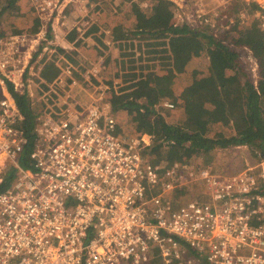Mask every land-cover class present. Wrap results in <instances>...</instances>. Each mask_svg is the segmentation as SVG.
Segmentation results:
<instances>
[{"label":"built area","instance_id":"1","mask_svg":"<svg viewBox=\"0 0 264 264\" xmlns=\"http://www.w3.org/2000/svg\"><path fill=\"white\" fill-rule=\"evenodd\" d=\"M28 1L40 30L0 39V264H151L156 257L163 264H264V160L233 175L190 161L157 166L145 154L149 136L116 134L107 95L84 109L40 114L30 165H20L29 132L10 86L29 90L30 70L44 68L32 53L50 29L76 16L73 27L84 31L104 0ZM170 1L186 8V0ZM215 2L211 12L192 5L191 20L221 35L252 16L264 28V0ZM232 2L247 9L232 14ZM185 187L199 188V196L179 204L171 194Z\"/></svg>","mask_w":264,"mask_h":264},{"label":"trees","instance_id":"2","mask_svg":"<svg viewBox=\"0 0 264 264\" xmlns=\"http://www.w3.org/2000/svg\"><path fill=\"white\" fill-rule=\"evenodd\" d=\"M124 1L129 6L127 9L117 6L111 28H105L108 33L102 31L101 36L94 37L105 49H109L104 44L105 39L116 45L122 41L138 43L136 52L120 53L122 60L116 66L114 75L110 57L101 48L102 52L96 49L88 51L90 47L86 46L76 29L68 36V42L74 43V47L82 50L90 60L104 57L99 76L106 85L112 86L113 79L120 78L122 81V86L111 90L106 100L111 104L114 116H123L128 122V128L118 124L116 133L129 138L149 136L150 143L145 147V154L157 166L168 167L175 162L195 163L192 161L195 156L202 160L200 166L212 167L218 149H247L254 161H263L264 28L261 22L252 16L215 37L210 28L202 30L189 24H177L178 6L170 0H148L145 9L135 2ZM18 2L0 0V36L3 35L1 28L5 17L19 10ZM234 8L240 7L235 4L229 6L230 11ZM235 12L238 13V10L235 9ZM249 13L254 12L251 10ZM35 24L36 33L40 30L37 18ZM96 30L97 26L93 25L84 34L85 37ZM243 48L251 52L259 64L257 88L237 51ZM57 50L83 71L87 72L92 65L84 54L75 59L68 49ZM200 59L206 62L203 72L187 83L179 95L175 90L177 75L185 73L190 63ZM56 62L59 61L47 62L40 73L46 81L41 84L42 93L36 91L37 94L31 97L29 90L20 94L13 86L9 89L25 118L24 128L29 132V144L20 159L24 168L30 165L29 158L37 141L36 136L31 134L37 117L42 112L44 115L51 112L47 105L53 106V110L67 107L63 104L58 106L57 101L61 94L64 95L63 89H69L72 79L65 77L60 80L63 87L59 84L57 78L61 70ZM61 63L64 65L66 62ZM154 68L160 69L156 71ZM47 92L46 102L42 96ZM166 101L174 108L162 110L161 104ZM237 161L245 164V159L241 157ZM244 166L234 165L231 171L245 170ZM213 172L217 173L219 169L215 167ZM12 180L13 174L8 175L5 186ZM171 196L181 204L198 197L199 192L197 188L185 187L174 191Z\"/></svg>","mask_w":264,"mask_h":264},{"label":"rangeland","instance_id":"3","mask_svg":"<svg viewBox=\"0 0 264 264\" xmlns=\"http://www.w3.org/2000/svg\"><path fill=\"white\" fill-rule=\"evenodd\" d=\"M146 1L148 0H129V2H133V3L135 2L136 4H138L142 9H145ZM18 3H19L18 5L19 10H17L16 13L13 12L14 15H11V16L8 15L5 17L4 26L3 28H1L2 30L1 34L3 35L0 36V39L10 37L11 35H25V34L34 35L37 33V32L36 33L34 32L36 30L35 29L36 16L33 14V9L31 8L29 1L19 0ZM99 3L100 4L98 6L93 8V11H95V16H92V18L90 19L89 25L85 27L86 29L80 32L81 38L83 39L84 43H86V46L90 47L89 49H87L88 51H94V49H96L100 52L102 51L105 52L106 56L110 57L112 74L114 75L117 70L116 68H118L116 66L119 65L120 61L122 60V58L120 57V53L124 51H119L116 44L110 43L107 39L103 41H104V44L109 47V49H105V47L102 46V44H100L98 40L95 39L94 37L101 36L102 31L103 32L106 31L105 28H111L112 17L115 15V11L118 8L117 6H121L122 9H127V7L129 6V3L127 1L125 2L124 0H104V1H100ZM233 3L234 2L230 3V5H232ZM196 4L198 5L203 4V6L207 9V11L211 12L213 11L214 9L213 7L216 5V2L215 0H186V4H185L186 8L183 11L178 9L177 24H189L192 28H202V30L205 29V26L201 25L197 19L191 20V18L193 17L191 16L193 12L192 5H196ZM237 4L239 5L240 8L231 9L232 11L229 10L230 13L235 14L236 13L235 9H237L238 12L241 11L242 9H247L244 3L243 4L237 3ZM217 5H219V3H217ZM251 10L255 12V9L253 7L252 8L249 7V11ZM188 12H190L189 13L190 16L188 19H187V16L186 17L184 15L179 16L181 13L188 14ZM222 13L224 14V10H222ZM105 15L108 17H105ZM76 22H77V17L71 16L66 21L65 27L57 28L56 31H54L56 28H53V31L51 32V34L47 35V42H43L42 44V46L44 47L42 48L36 47L32 53V58L33 59L36 58V60L39 62L45 58V61L41 62L42 64H44V66L49 61H52V62L59 61V62H56V64L59 66L61 71H58V73L60 74L57 79L59 81V84L62 87L64 84L62 81L59 80V78L65 79V77L66 78L69 77L71 79H76L78 81L77 85L71 84L69 89H66V88L63 89L64 95L61 94V96H59L60 100L57 101V103H58V106L63 104V105H66L68 109L77 108L78 110H80L82 108L84 109L86 106L95 102L96 100L99 101V98L102 97L103 95L105 96L107 95V99H108L110 91L117 90L119 87H121L122 81L120 78H117L116 80L113 79L112 86L106 85V82L102 80V78L99 76V72L102 70V63L104 62L103 60L104 57H99L96 60H93V59L90 60L88 55L81 52L82 50L74 47V43L68 42V36L76 29L73 27L74 23ZM221 22L222 21H219L220 24ZM225 22L226 20L225 21L223 20L222 24L225 25L226 24ZM93 25L97 26V30L95 32L90 33L87 37H85L84 34H86L88 30L90 31ZM233 27L234 25L231 28ZM209 30H210V33L214 34L215 37L221 36V32L216 33V30L213 31L212 28H210ZM204 42L207 43L208 41L204 40ZM137 46H138V43L133 42L131 46L132 49H130L129 52H136L138 49ZM45 47L48 48L50 52L44 51L43 49ZM58 48H63L66 50L68 49L69 52L73 53L72 56L75 59L77 58L79 54L81 56H83L84 54L85 58H89V63L92 64L91 65L92 67L89 66L90 68L88 69L87 72L79 69L76 65L74 66L71 64V62L65 56L64 53L62 52L58 53V50H57ZM100 48L102 51L100 50ZM237 51L239 52L243 65L246 67V69L249 71V74L252 76L251 68L254 66L255 61L253 60L254 58L250 56L251 52H249L245 48L237 49ZM60 61L61 62L63 61L66 63L63 65ZM188 66L189 67L187 68L186 72L181 75L178 74L177 78L175 79V90L178 92V94L179 93L181 94L185 85L191 82L195 77H197L198 73L203 72L202 69L206 66V62L204 59H200L199 62H196V63L192 62ZM154 69L156 71H159L160 68L158 69L154 68ZM68 71H70L71 74ZM28 74L30 76L27 79V82H28L27 85H28V89L30 91L31 97L37 94L36 91L42 93L43 89L41 88V84L45 81L42 78V75L39 74L38 71H33V70H30ZM51 88L53 87L51 86ZM48 96H49V92L44 93V95L42 96V100H45L47 102ZM164 104L165 102L161 104L162 110L167 109L166 107H164ZM47 108L51 110L53 109V106L47 105ZM41 114H44V112H42ZM111 116L113 117L115 124L117 125L119 124L120 126L128 128V122L126 119H124L123 116H119V115L114 116L113 110H112ZM125 137H128V136H125ZM239 152H241V154ZM238 157H241V159H245V164L238 163L239 161L236 162V159ZM227 158L228 160H226ZM215 160L216 162H215V165L212 166V169L217 167L219 169V172L217 173H220V174L228 173L230 175L243 171V170L237 169L235 172H232L231 168H234V165H238V167L240 166L242 167L243 165H245L244 169H247L249 167H252L258 164V162L256 160L254 161V159L251 157V153L247 149H242L240 151L237 149H227V150L218 149L217 154L215 156ZM192 161H194L198 165L202 164V160L196 158L195 156L192 157ZM7 165H8L7 166L8 168L12 167L10 162H8ZM225 165H227L226 168H224ZM181 250H183L182 247H181ZM156 253L158 252L156 251ZM151 263L152 264H163V261L161 257H158L157 259H153Z\"/></svg>","mask_w":264,"mask_h":264},{"label":"crops","instance_id":"4","mask_svg":"<svg viewBox=\"0 0 264 264\" xmlns=\"http://www.w3.org/2000/svg\"><path fill=\"white\" fill-rule=\"evenodd\" d=\"M107 32V31H106ZM108 33V32H107ZM132 43L133 42H131V41H122V42H120V43H117V48H118V50L119 51H130V49H132L131 48V45H132ZM124 45V47L127 45V48L126 49H123V46H122V49H121V45ZM197 189H199V188H197Z\"/></svg>","mask_w":264,"mask_h":264}]
</instances>
